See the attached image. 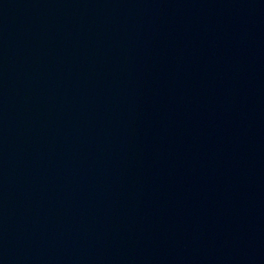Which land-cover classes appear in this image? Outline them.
Returning a JSON list of instances; mask_svg holds the SVG:
<instances>
[{"label": "water", "instance_id": "1", "mask_svg": "<svg viewBox=\"0 0 264 264\" xmlns=\"http://www.w3.org/2000/svg\"><path fill=\"white\" fill-rule=\"evenodd\" d=\"M0 264H264V0H0Z\"/></svg>", "mask_w": 264, "mask_h": 264}]
</instances>
